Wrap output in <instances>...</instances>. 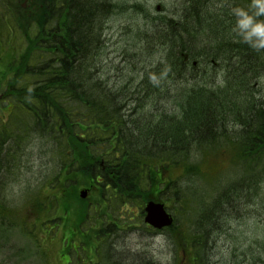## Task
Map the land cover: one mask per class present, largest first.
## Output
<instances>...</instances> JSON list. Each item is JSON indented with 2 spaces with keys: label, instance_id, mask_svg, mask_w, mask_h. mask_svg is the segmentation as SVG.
Wrapping results in <instances>:
<instances>
[{
  "label": "trees",
  "instance_id": "16d2710c",
  "mask_svg": "<svg viewBox=\"0 0 264 264\" xmlns=\"http://www.w3.org/2000/svg\"><path fill=\"white\" fill-rule=\"evenodd\" d=\"M181 1L179 13L174 4L154 16L144 3L122 0H0V189L12 169L20 168L39 144L56 168L46 186L61 187L59 197L49 196L54 201L51 215L56 207L65 212L76 204L81 205V214L86 205L77 188L85 186L109 208L135 203L141 209L144 202L166 196L175 200L182 213L198 218L209 206H231L240 196L237 188L225 187L208 207L202 201L193 206V196H187L181 186L189 175L200 174L197 163L189 160L191 151L221 149L215 130L226 122L243 129L223 148L231 151L240 174L252 183L258 180L254 191L262 193L264 104L254 96V78L264 70V49L250 48L232 31L235 17L228 8L215 12L204 0ZM235 1L234 7L250 4V0ZM133 7L147 21L141 38H135L137 44L149 46L154 39L159 54L144 56L137 83L130 76L127 84H122L125 79L110 84L111 76L103 67L104 29L112 14ZM197 31H210L207 50H197ZM182 32L188 39L181 38ZM138 33L139 29L136 37ZM228 62L226 68L237 73L232 79L214 66ZM220 73L221 82L215 83ZM132 102L134 106L122 107ZM159 103L165 112H178L177 158L170 147H159L174 136L172 126L165 127L166 134L153 132L161 127L159 114L144 113L158 110ZM168 117L172 124V115ZM150 132L154 138L148 143ZM173 164H179L181 178L174 176ZM34 206L40 210L44 204L36 200ZM223 207L215 212L219 215ZM4 210L10 208L0 195V215ZM107 212L104 208L101 214ZM204 233V221L195 230L189 226L180 230L175 239L178 264H210ZM260 250L256 258L251 252L254 263H263L264 242ZM233 264H246V259Z\"/></svg>",
  "mask_w": 264,
  "mask_h": 264
},
{
  "label": "rangeland",
  "instance_id": "374dc122",
  "mask_svg": "<svg viewBox=\"0 0 264 264\" xmlns=\"http://www.w3.org/2000/svg\"><path fill=\"white\" fill-rule=\"evenodd\" d=\"M122 1L134 4L144 3L146 6H149L150 10L154 13H163L174 4L175 12L179 13L182 7L181 0ZM204 2H207L211 8L213 7L212 10L215 12L222 7L224 9L228 8L230 11L237 3L235 0H204ZM230 16H232L231 13ZM166 18L169 19L170 16ZM193 21L196 22L194 19ZM211 21L212 20L209 22ZM146 22L139 8L133 7L131 11H124L118 16L111 17L106 23L103 33L105 37H102L105 47L107 44V52L103 59V67L104 73H109L111 76L109 83L111 82L113 84L115 81L120 83L122 79H125L122 84H127L130 76H135L134 80L135 83H137L138 74L146 63L144 56L151 53L157 57L159 54L154 50L158 47L155 42H152L154 39L150 41L149 46L137 44V42H139L138 39L141 38L146 29L143 28V24ZM138 29L139 33L136 37L135 33ZM209 32L210 31H206L205 35L203 32L197 31L196 40L198 41L196 44H198V51L207 50V48L211 46V39L209 37L211 33ZM181 38L188 39V36H185V32H182ZM191 41L193 40L191 39ZM141 42L145 43L144 41ZM135 43L136 45H134ZM203 47H206V49H202ZM229 64V62L219 65L215 63L214 66L217 68L223 67L222 69L225 70V75L228 76L229 79H232L237 76V73L233 72L232 68L230 69L229 66L226 68ZM261 73L259 78H254V96L264 104V70ZM217 78L222 79V76L220 75ZM128 105L132 106L134 103L132 102ZM161 111L162 109H158L150 112L149 117L153 114H160ZM164 113L167 116H170V114L172 116L177 114L178 116L175 110H166ZM142 115L143 114H140L137 117L141 118ZM142 119L143 117L140 120ZM172 122L175 125L176 122ZM166 125L167 127L172 126L169 121ZM224 127L226 128V125H224ZM240 129L242 128L240 126L236 128L235 124L230 125L231 133ZM156 130L157 129L154 128L153 132L157 133L160 131ZM172 134L174 136H172L171 140H168L166 148L170 147L174 153V157L177 158L179 139L176 136L177 133L172 132ZM153 138L154 136L150 132L145 142L150 143L153 141ZM146 149L147 148H145L144 152H147ZM231 154V151L227 152L226 148L215 152L202 153L191 151L189 160L190 162L197 163L200 174L189 175V178L182 180L181 186L186 189L184 193L187 196H193V200L196 198L198 201L207 202L208 204L212 203L213 199L217 197L225 187L228 189L237 188L236 191L238 192L237 194L240 195V200L248 204L249 213L243 220L246 222L239 223L237 217L230 218L233 226L228 233L227 241H222L221 244H217L211 257L214 260H218L216 264H229V255L227 252H224L225 249L223 246H225L226 249L229 247L233 248L242 240V234H248V243L243 248L248 254V256L245 257L246 264H258L254 263V260H252L251 252L254 258H256L261 251L260 244L264 242V184L262 185V193L254 191L257 186L259 187L258 180L253 179L252 183L251 179L248 180L243 174H239L238 168L235 162H233L235 160ZM154 156L155 153H151L150 157L153 158ZM178 165L179 164H173L172 168L174 167V176H179V178H181ZM55 171L56 168L51 163V156L48 153H44L41 145L37 144L33 147L30 157L25 156L23 165H21L20 168L14 167L11 171L10 178L6 180V183H4L5 185H2L3 202L5 206L10 208V211L3 214L7 218L0 216V264H47V258H49L50 261L52 260L59 263V253L77 256L83 261L82 263H88V261L83 259V255L85 252L89 256L92 255L91 251H86V246H92L93 244H95L93 249L94 260L91 261V264L97 262L100 264H175L173 262V246L171 242L173 239L177 238L181 229L186 230L188 226L190 228L194 220L193 213L191 214L190 212L185 214L184 212L182 213L178 207L175 208L178 226L172 235L150 233V229L142 222V218L139 216L140 213L137 209L134 210L136 206L133 205L121 206L120 211L115 214L112 211L113 208H108V210L111 211L110 213L106 216L100 213V218L89 223L87 222V217H83L85 209L91 208L89 209L88 216L89 219H92L95 217L96 213V208H92V206L94 203L98 205L102 201V198L93 191L92 193H87L84 200L86 202V207L81 214L79 213L81 205L76 204L75 209H71L67 212H61L59 207H56L51 215L50 207H52L54 201H51L49 196L53 194L59 197L61 187L55 183L52 185V188H49L46 187V184H49L51 175H53ZM169 172H171V170ZM217 182H219V184L216 187ZM228 193L229 191H227V194ZM36 196L40 201L45 203L48 202L43 209L37 211L33 208L35 201H30L31 198H36ZM161 199L165 201L169 208H173L176 205L174 199L167 198L166 196ZM253 200L255 201L254 204ZM260 200H262V202ZM182 203L185 204L184 202ZM188 204L190 205L191 203ZM188 204L187 207L189 206ZM192 204L194 206L196 202L193 201ZM118 208H120V206H118L117 209ZM169 211L172 212V209H169ZM256 214L258 215V219L255 218L257 217L255 216ZM53 216L62 218V221L58 223L50 222L49 219ZM114 217V221L108 220H112ZM92 224H94V226ZM109 225L115 227L113 232H107L106 228ZM102 227L105 228L104 232H101V229H103ZM80 229L86 230L87 236L81 238ZM33 236H35L36 242L33 240ZM225 239L226 237L224 236L223 240ZM49 242L51 243L46 247V243ZM98 242H103L106 246L104 255L103 248ZM35 243L40 247H35ZM60 243L62 245L61 251L58 245ZM211 245V242L207 244L210 250L214 248H212ZM107 247L110 249L111 254ZM37 250L42 251H40L42 257H39L40 255ZM64 256L67 257L65 254ZM261 258L263 263L259 264H264V253L261 255ZM74 261H77V259L72 258V262ZM74 264L79 263L75 262Z\"/></svg>",
  "mask_w": 264,
  "mask_h": 264
},
{
  "label": "clouds",
  "instance_id": "9594fccd",
  "mask_svg": "<svg viewBox=\"0 0 264 264\" xmlns=\"http://www.w3.org/2000/svg\"><path fill=\"white\" fill-rule=\"evenodd\" d=\"M231 14L235 17L232 31L250 48L264 49V0H250L248 8L233 7Z\"/></svg>",
  "mask_w": 264,
  "mask_h": 264
},
{
  "label": "water",
  "instance_id": "95a60500",
  "mask_svg": "<svg viewBox=\"0 0 264 264\" xmlns=\"http://www.w3.org/2000/svg\"><path fill=\"white\" fill-rule=\"evenodd\" d=\"M86 191L80 192L81 197H85ZM145 222L155 228L169 226L172 223V217L166 212L162 203L149 201L145 205Z\"/></svg>",
  "mask_w": 264,
  "mask_h": 264
},
{
  "label": "flooded vegetation",
  "instance_id": "af4514ba",
  "mask_svg": "<svg viewBox=\"0 0 264 264\" xmlns=\"http://www.w3.org/2000/svg\"><path fill=\"white\" fill-rule=\"evenodd\" d=\"M163 114H164L163 112H161V113L159 114V116H160V118H159V125H161V128H163V123H164V121H163V119H162ZM173 121L176 122V120H174V119H173ZM172 123H173V122H172ZM173 127H177V122L175 123V125L173 124ZM145 226L148 227L146 224H145ZM148 229H150V230H149L150 233H154V234H158V235H161V234L163 233V230L155 231V230H153V229H151V228H149V227H148ZM62 264H64V263L62 262Z\"/></svg>",
  "mask_w": 264,
  "mask_h": 264
}]
</instances>
